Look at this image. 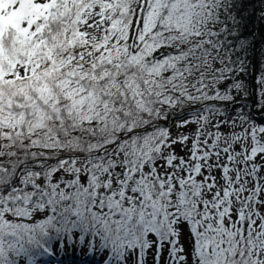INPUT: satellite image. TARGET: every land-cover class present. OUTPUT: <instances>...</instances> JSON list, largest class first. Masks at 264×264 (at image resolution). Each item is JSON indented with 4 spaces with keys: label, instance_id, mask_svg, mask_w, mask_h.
<instances>
[{
    "label": "snow or ice",
    "instance_id": "snow-or-ice-1",
    "mask_svg": "<svg viewBox=\"0 0 264 264\" xmlns=\"http://www.w3.org/2000/svg\"><path fill=\"white\" fill-rule=\"evenodd\" d=\"M73 249L264 264V0H0V264Z\"/></svg>",
    "mask_w": 264,
    "mask_h": 264
},
{
    "label": "trees",
    "instance_id": "trees-1",
    "mask_svg": "<svg viewBox=\"0 0 264 264\" xmlns=\"http://www.w3.org/2000/svg\"><path fill=\"white\" fill-rule=\"evenodd\" d=\"M69 250L67 248L64 249V252L67 253ZM85 251H87L85 249ZM75 254H68V257L62 258V255H60V260L63 263H69V264H94V260L97 264H100V257L96 256L93 257L92 255H81L79 252H77L75 249L72 250ZM50 260H55L54 257H41L38 259V264H41V261H43V264H48Z\"/></svg>",
    "mask_w": 264,
    "mask_h": 264
},
{
    "label": "rangeland",
    "instance_id": "rangeland-1",
    "mask_svg": "<svg viewBox=\"0 0 264 264\" xmlns=\"http://www.w3.org/2000/svg\"><path fill=\"white\" fill-rule=\"evenodd\" d=\"M64 257H68V256L62 255V258H64ZM54 259H55V257H54ZM63 264H69V263H63ZM94 264H97L95 260H94Z\"/></svg>",
    "mask_w": 264,
    "mask_h": 264
}]
</instances>
